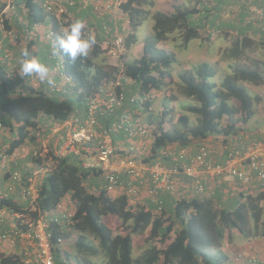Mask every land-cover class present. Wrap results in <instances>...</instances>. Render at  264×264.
<instances>
[{
    "label": "trees",
    "instance_id": "trees-1",
    "mask_svg": "<svg viewBox=\"0 0 264 264\" xmlns=\"http://www.w3.org/2000/svg\"><path fill=\"white\" fill-rule=\"evenodd\" d=\"M51 1L53 4L50 11L43 7L40 0L13 1L16 5L21 4L26 12V26L17 27L19 32H27V35L34 32L39 36L28 42L27 49L30 51L29 48L38 43L39 47L36 46L38 49L33 51L32 56L46 64L52 75L60 72L68 78L70 89L64 94L51 91L48 86L34 89L30 85V79L35 75L26 77L15 71L10 73L0 60V122L3 132L9 131L12 137L5 151L6 155H12L26 144H34L33 162L40 164L43 159H50L52 164L50 172L37 185L38 198L34 210H24L26 206L12 197H0V209L23 214L30 221L35 220L39 213L46 214L55 246L57 239L66 241L70 238V232L74 233L73 254L63 255L61 258L59 247H55V261L58 264H98L92 260L97 257H101L103 264H227L228 257L216 244V241L220 242L224 238L225 232L229 231L228 237H231V230H236L244 238H264V193L248 192L235 179L234 182L239 187L237 192L222 186L225 180L207 184L209 181L199 176L197 180L200 179L203 186L201 195L193 188L192 179L183 175L175 180V185L176 195L177 187L185 195L176 198L170 192L155 190L148 193L149 199L145 203L136 202L134 205L129 202L127 184H124V193L112 197L106 191L100 172L84 169L78 156L70 154L60 158L54 156L49 149L47 158L40 157L42 146H37L41 143L35 144L40 138L44 139L50 124L63 122L70 116L82 121L86 119L92 99L97 96L99 99L106 98L104 86L119 75L116 68L105 69L96 64L95 59L103 50L100 40H96L87 58L77 59L75 62L58 49L49 34L52 32L55 38L63 34L57 15L67 20L69 18L59 0ZM67 4L73 5L74 0H68ZM7 6L4 0H0L1 17ZM152 7L154 3L151 0H126L119 4L120 10L126 15L129 30L121 54L124 59L123 78L120 79V85L114 87V92L121 95L123 100L120 106H114L111 110L99 109L95 119L100 128H109L121 115H131L133 112L144 124H154L150 152L142 162H159L162 166L169 163L175 168L176 163L168 157H162L160 150L171 147L175 150L188 147L208 136L223 138L236 133L237 127L245 125L254 115L253 104L258 100L250 96L239 82L262 86L264 71L261 73L256 68L236 66L234 73L226 76L219 87L212 81L216 69L210 64L202 63L196 71L181 73L178 80L186 97L197 104L187 106L186 112L195 115L197 123L190 126L188 116L181 115L177 118L178 126L166 129V113L162 112L158 120H153L151 101L142 98L153 90L162 91L171 82L169 70L176 62V57L164 47L168 36L177 34L178 37H172V41L179 39L180 47L186 48L191 41L200 38L204 27L191 22V18L198 13L195 9L177 6L173 13L166 14L158 10L152 12ZM148 19L154 23L153 34L145 38L141 56L126 59L137 42L138 28ZM2 22L5 29L10 30L8 20L4 19ZM67 23L69 28L71 21ZM45 28L49 29L47 37L51 38V47L57 49L58 54L50 48V43H39ZM89 31L90 29L84 28L83 35L89 36ZM251 46V40L237 37L230 48V55L238 59ZM251 63L257 66V63ZM166 78L169 81L166 82ZM132 98L135 100L131 102ZM232 100L239 103L238 108L230 104ZM141 115H145L146 121ZM121 133L126 134L120 131L113 140ZM97 178L103 187L91 190L92 184L89 183ZM122 181L119 180V185ZM209 185L212 187L210 190ZM223 188H227L226 195ZM66 196H69L74 205L72 212L66 213L70 215L67 223H64L68 232L61 227V222L65 219L60 214L51 216ZM135 236H143L145 242L154 243L136 259L132 256V241ZM13 244L20 246V240L16 238ZM24 260L22 253L0 252V264H24Z\"/></svg>",
    "mask_w": 264,
    "mask_h": 264
},
{
    "label": "built area",
    "instance_id": "built-area-1",
    "mask_svg": "<svg viewBox=\"0 0 264 264\" xmlns=\"http://www.w3.org/2000/svg\"><path fill=\"white\" fill-rule=\"evenodd\" d=\"M40 1L43 2V7L47 11L51 10L53 4L51 0ZM109 8L110 6L107 5V9ZM248 13L250 21L252 19H264V9L260 10V7L255 5L248 6ZM262 30L264 31V28ZM101 46L111 59L119 63V66L115 65L119 69V75L117 74L114 81L104 86L103 92L106 98L99 99L97 96L92 99L86 119L82 121L80 118L70 116L63 122L53 123L55 133L62 131L60 139L55 142L53 149L51 148L54 156L60 158L70 154L78 156L84 169H95L100 172V176L105 182L106 191L109 193L119 186L120 176L126 175L130 179L127 182L129 187L127 193L130 197H137L142 189H148V192L155 190L172 192L176 189L175 175L190 177L193 181V188L199 194L203 191L200 179L197 180L199 176L205 178L206 181L217 183H220L226 177H231L248 192L264 193V143L262 142H249L239 149V147L230 145L232 143L229 144L227 140L229 136L221 137L224 145L223 158L220 163H216L211 159V147L205 139L195 141L188 147L160 150L162 157H168L176 163V167L172 169H166L159 164H141L136 157V149L133 144L120 149L119 144H115L113 141V137L120 131L126 133L125 135L129 139L145 140L152 133V129L144 124L139 116H135L133 112H131V115L124 113L109 128L98 126L95 114L99 109L111 110L114 106H120L123 100L121 95L114 92V87L119 86L120 79L123 78L121 54L124 49V38L117 35L114 39L104 41ZM56 53L58 54V51ZM7 56L8 54H5L3 58ZM146 99L147 96L142 98V100ZM134 100L132 98L131 102ZM3 130L4 128L0 122V133ZM45 150L44 145L43 151ZM119 151L124 153L118 154ZM40 156L44 157V154ZM50 166L51 160H43L41 164L36 165L33 177L26 180L19 171H14L11 174L8 190L12 191L14 187H19L20 199L27 204L23 208L24 210L29 208L32 211L35 209L38 198L36 180L39 176L40 178L37 181L46 176L50 172ZM255 182L258 184L256 190L253 191L251 188ZM2 197L7 196L2 195ZM63 213L62 219H65V221L61 222V227L68 232L69 229H66L64 223H67L70 215H66L65 210H63ZM7 215H11L15 219V223L9 230L0 233V245L3 243L13 244L17 238L20 240L21 249L24 252V264H58L55 261V247L62 246L65 241L61 238L57 239L56 246L52 242L46 214L39 213L35 220L30 221L23 214L0 209V223ZM234 263L263 264L254 259L244 260L241 255H237V260Z\"/></svg>",
    "mask_w": 264,
    "mask_h": 264
},
{
    "label": "rangeland",
    "instance_id": "rangeland-1",
    "mask_svg": "<svg viewBox=\"0 0 264 264\" xmlns=\"http://www.w3.org/2000/svg\"><path fill=\"white\" fill-rule=\"evenodd\" d=\"M4 1L7 5L10 6L6 7L5 10L2 12L3 17L0 16V60L4 63L5 68L10 73L15 71L19 75H22L20 71V62L22 59L21 52L22 50L27 49V44L30 40L34 38H39V36L38 35L36 36V33L34 32L30 33L29 35H27V32L26 33L19 32L17 25L18 26L22 25L23 27L26 26L25 9L21 4L16 5V2L15 3L13 2L16 0H4ZM151 1H153L154 3V7L151 8L152 12L158 10L166 14L172 13L174 11V8L177 6L183 8L188 7V9H192L194 8L195 5L193 0H151ZM12 4L14 5L13 8H11ZM253 5L254 4L250 3V6ZM255 6L260 7V10L264 9V7L261 8L262 6H258V5ZM236 11H238V9L227 8V10H224L222 12V17L226 16L229 18V16H232ZM200 17L201 16H199L198 13V15L196 14L191 18V21L195 23H199L198 19H200ZM219 18H221V16ZM4 19L8 20V26L10 30L5 29V26L3 25L2 22V20ZM60 19L62 26L65 28L62 30L64 33L65 31L68 30L67 27L69 24L67 22H69V20H67L66 18H60ZM152 23L153 21L151 19H148L142 24V25H146V27L144 26V28L147 29V32H151L150 35L153 34V28H151ZM248 23H250L253 27L257 28L258 32L260 31V29L264 28V23L262 22L260 23L258 22V20H254V19L250 21V16L248 17ZM48 30H49L48 28L43 29V35L42 38L39 40V43H42V45H46L47 42L50 43V48L56 52L57 49L51 47V42H50L51 38L47 37V34L49 32ZM120 30L126 32V35H128L129 33L127 24H125V27H122V29L120 28ZM120 30L118 32H120ZM259 33L262 35L261 31ZM205 34L207 35L211 34L209 35V37L215 36L213 38L215 39L217 38V41H215L210 46L209 42L205 41V38L196 41L194 40L191 41L187 49L184 50V48L180 47L181 41L179 39L176 42L172 41V37H178L177 34H170L168 36L169 39L164 43V47L170 52H173L175 54L176 62L171 66L169 70L170 81H171L170 84L167 85L162 91H154L151 94L152 99L150 100L151 101L150 109L152 112L151 118L155 121L160 118L162 112L166 113L165 115V119L167 120V123H165L166 129H171L174 126H178L177 118L181 115L188 116L190 126H193L197 123V117L193 114L186 112L187 106L190 105L197 106V104L193 99L186 97L183 90V86L178 80V76L181 73L196 71V69L202 63L210 64L216 69V72L219 71L217 77L215 79L214 78L212 79V81L218 87L220 86V83L224 80L226 76L232 75L234 73V71L231 70L228 72L225 71L224 64L227 63V61L225 60L226 56L232 58V56L230 55V48L232 47V44L229 42L230 40L227 39V36L230 35L232 36V38H236L238 36V32L236 30H232L229 32L228 29H225L222 32L210 31L209 34L207 32H205ZM136 36H137V40L139 39L140 41L138 44H136L130 49L129 54L126 56V59H136L141 55L142 44L147 36L145 37V35H143V30H140L139 38H138V30H137ZM16 38H18V40ZM253 41L256 42V40ZM36 46L39 47V44L37 43ZM36 46L29 48L31 51L30 52L31 57H34L32 56L33 51L38 49V47ZM90 51H92V49ZM5 54L6 55L8 54V56L6 58H3V55ZM42 57H40V59H43ZM112 60L114 61V59ZM252 61L257 63V66L253 65L251 63ZM263 62H264V47L263 45H261L260 42H258L255 45V48H250V50H247L243 56H241L238 59L232 58L228 63L229 65H232L234 68L236 66H241V67L245 66L248 68H256L260 70L261 73H263V70L261 69V66H264ZM104 64L105 67H108L107 61H105ZM115 65L116 63L112 62L111 65L109 64V67L111 68ZM50 75L51 73L49 72V76ZM30 81L32 83L39 82V78L34 76L30 79ZM165 81L166 82L169 81V78H166ZM239 84H241V86L245 85L244 87L246 88L247 92L250 95H253L254 93L262 95L261 97H258L257 95L258 100H256L253 104L255 113L250 118V120L244 125V128L250 130L251 132L255 130L259 132L261 135H263L264 134V99H262V97H264V86L262 85L260 87H256L248 82H239ZM62 87L63 85L60 84V89H63ZM230 104L235 108L239 107V103L235 100L230 101ZM141 118L144 121H146L145 115H141ZM153 128L154 127H151V129ZM207 138H211V136H208ZM147 150L148 147H146V149L143 150L145 151L144 153H142L143 157H146L144 155H146ZM27 162L29 163V161ZM20 170L23 173L25 171L24 168ZM210 183L211 182H209V184ZM174 197L176 196L174 195ZM21 204L23 205V202ZM73 209H74L73 204L68 203L65 212L66 211H67L66 213L72 212ZM262 219H264V217ZM258 230H260V226H258ZM228 234L229 231L225 232L224 238L220 242L216 241V244L218 249H220L224 254L226 253L229 256L228 259L230 260L228 262L230 264H233L232 262H236L237 255H241L242 259L244 260L254 259L258 263H264V238H261L260 236L244 238L240 236V234H238L236 230L230 231L231 237H228ZM75 236L76 235H74V233L70 232V238L66 240L62 246L59 247L61 252L60 253L61 258H63V255L73 254V245H74ZM152 244L154 243L145 242L143 240V236L133 237V241H132L133 258L135 259L138 258ZM249 246L252 247L254 246L253 250L248 251ZM223 249L225 251H223ZM92 260L98 264H103L101 257L92 258Z\"/></svg>",
    "mask_w": 264,
    "mask_h": 264
},
{
    "label": "crops",
    "instance_id": "crops-1",
    "mask_svg": "<svg viewBox=\"0 0 264 264\" xmlns=\"http://www.w3.org/2000/svg\"><path fill=\"white\" fill-rule=\"evenodd\" d=\"M67 1L68 0H59V2H61V7L64 8V11L67 13V18H69L71 23L74 22L77 18L82 19L84 21L85 28L90 29L89 34L91 36H94L96 38V40H100V42L104 39L106 40L107 38L114 37L116 35V33L120 30V28L122 29V27H125V24H127L126 15L123 13H120L121 11L118 8V0H74V4L70 5L71 7L68 6ZM123 1H125V0H122L121 2H123ZM193 1H194L195 5H194V8H192V9H195L196 11L198 10L199 16H201V17H200V19H198L199 23H195L193 21H191V22L195 23L196 25H203V27H204V28H202V31L200 32V38L196 39V40H200L202 38H205V41L209 42V45L211 46L215 41H217V38L216 39L213 38L215 36L209 37V35H211V34H209L210 31H214V32H220L221 31L222 32L223 30L228 29L229 32L232 30H236L238 32L237 37H240V38L245 37L249 41L251 40V45H252L251 48H255V45L258 42H260L261 45H263V47H264V35L262 33V29H260V31L262 33V35H261L259 33L260 31L258 32L257 28L253 27L250 23H248V17H249L248 6L250 5V3H252L254 5L262 6L261 8H263L264 7V0H193ZM107 5L110 6L109 9H107ZM9 6L10 5H8L7 7H9ZM13 7H14V5L12 4L11 8H13ZM227 8H235V9H238V11L234 12V14L232 16H229V18L226 16L222 17V12L224 10H227ZM198 13H197V15H198ZM220 16H221V18H219ZM56 18H57V22L60 23L61 27H63L62 23H61L60 16L57 15ZM263 21H264L263 18L258 19V22H260V23L261 22L264 23ZM153 24L154 23H152L151 28H153ZM144 26L146 27V25H141V27H139L138 38H139L140 30H143V35H145V37L150 36L151 32H147V29L144 28ZM63 29H65V28L63 27ZM148 29H150V28H148ZM205 32H207L209 35L205 34ZM227 39L230 40L229 42L232 44L235 38H232V36L228 35ZM253 40H256L257 43L254 42ZM139 41L140 40L138 39L136 44H138ZM187 47L184 48V50H186ZM244 51L246 52L247 50H244ZM225 60L227 61V63L224 64V66H225L224 70L227 72L230 70L234 71V67L232 65H229V63H228L231 60V58L229 56H226ZM105 61L108 62V67H105V64H104ZM95 62L97 65L100 64L99 66H102L105 69H109L110 68L109 64L111 65V63L114 61L111 58H109L105 52L101 51L99 56L95 59ZM261 69L264 71V66H261ZM258 71H260V70H258ZM218 73H219V71L216 72L214 79L217 77ZM56 76H58V74L57 75L55 74V76H54V75H52V73L49 76V78L54 82L51 85L48 84L46 81L41 82L40 80H39V82L34 81L35 82L34 84L38 89H40V87H42V86H45V87L48 86L47 88L50 90L57 85V77ZM221 83H220V85H221ZM61 84L63 85L62 88H64L63 89L64 93L66 92V90L70 89V86H68L69 83L68 84L61 83ZM31 87L36 89L33 84L31 85ZM256 87H260V86H256ZM56 90H58V89L56 88ZM130 91L131 90H128V92H130ZM257 95H258V97L262 96V95L256 94V93H254L253 95H250V96L258 98ZM262 99H264V97H262ZM47 128H48V126H47ZM47 132L48 133L44 136V139L40 138V140H38V143L35 144V145H38L39 143H41V145L39 144L37 146L38 148L42 146V153L40 155L44 154V152L47 151V148L53 149L55 142L57 140H59L61 135H62V131L55 133L54 129H53V125H51V124H50V129H48ZM11 140H12V137H11V134L9 131L3 132L0 135V197L2 195L7 196V197H12L15 200H17L18 203L23 202L24 206H26L27 204L20 199V196H19L20 191H19L18 186L14 187L12 191H10L8 189H9V185L11 182V180H10L11 174L15 170H17V171L19 170L22 173V177L25 180L33 177L34 171L36 170V168H35L36 165L32 160V156L34 154L33 149H35V148L33 146L34 144H26L25 146L19 148L12 155H6L4 153H5L6 149L8 148V145H9ZM115 140H117L120 143H124V142H126V137L124 134L121 133V134H119V136ZM205 140H207V142L210 141L209 143H210V147H211V155H210L211 159L216 163H220L222 161V158H223L222 150H223V145H224L222 142L221 136L220 137L211 136V138H206ZM227 140L229 141V144L232 143L230 145H234L236 147H239V149H241L245 144H247L249 142H259V141L264 142V134L261 135L259 132L255 131V130H253L251 132L250 130L245 129L244 125H239L237 127L236 133L231 134L227 138ZM43 144L46 147L45 151H43V146H44ZM150 144H151V139H147L144 141L136 142V147L138 149L140 148V149L144 150V149H146V147H148V145L150 147ZM171 149H172V147H171ZM169 160L172 161L171 159H169ZM27 161H29V163ZM165 165H164V168L172 169V165H170L169 163H166ZM23 168L25 170L24 173L20 170ZM39 178H40V176L37 178V180ZM121 178H122L121 180H123L122 184H121V186H118L116 188L114 193L111 195L112 197H117V196H120L122 193H124V187H125L124 184L127 183V178L124 176H121ZM176 178H178V177H176ZM37 180H36V183L38 185V183L40 181H37ZM223 180H225V181H223L222 186H224V187L227 186V188L232 189L234 192H237L239 187L234 182V179H232L231 177H226ZM189 181H190V179H189ZM209 182L207 184H209ZM89 184H92L91 190H97V189L103 187L99 178H97L93 181H90ZM207 184H205V185H207ZM257 184L258 183L255 182V184L252 186L251 189L253 191L256 190ZM208 188H209V190L212 189L211 185H209ZM227 188H223L224 195L227 194V191H226ZM140 193H141V191H140ZM208 193L212 194L213 191H208ZM207 196H210V195H207ZM146 199H149V195L147 192H144L143 194H141V196L137 202L145 203L147 201ZM152 199H153V197H152ZM131 200H133V198H131L129 200V202L131 204L136 203L134 200L133 201H131ZM68 203H71V201H70L69 196H66L62 200L58 209L55 210L51 216L57 215L56 213H59L62 216L63 210H66V206ZM14 223H15V219L11 215H7L5 217V219L3 220V222L0 223V233L9 230ZM253 248H254V246L253 247L249 246L248 251L253 250ZM223 251H225V250L223 249ZM0 252L11 253V254L12 253H17V254H20V253L23 254L24 253L23 250L21 249V245L15 246L14 244H10V243L1 244L0 245ZM226 256L229 258V256L227 254H226Z\"/></svg>",
    "mask_w": 264,
    "mask_h": 264
},
{
    "label": "clouds",
    "instance_id": "clouds-1",
    "mask_svg": "<svg viewBox=\"0 0 264 264\" xmlns=\"http://www.w3.org/2000/svg\"><path fill=\"white\" fill-rule=\"evenodd\" d=\"M120 1H122V0H120ZM126 1V0H125ZM124 2V1H123ZM118 3H119V1H118ZM120 3H122V2H120ZM119 3V4H120ZM118 8H119V6H118ZM119 10H120V8H119ZM121 11V10H120ZM121 13H123L122 11H121ZM124 14V13H123ZM84 28H85V24H84V21L82 20V19H79V18H77L74 22H72L71 24H70V26H69V29L67 30V31H65L62 35H59V36H57L56 37V40H55V37H53V34L51 35V34H49V36L52 38V40L54 39L55 40V44H56V46L58 47V49L64 54V55H66L71 61H73V62H75L77 59H84V58H87L88 57V55H89V51L95 46V44H96V39H95V37L94 36H91V35H89V36H87V35H83V30H84ZM86 33V32H85ZM117 35H120V36H123V38L125 39V37H126V32H124V31H121L120 30V32H117L116 33V35L114 36V37H112V38H107L106 40H111V39H114ZM87 37V38H85V37ZM105 39L104 40H102L101 42H100V45H102V43L104 42V41H106ZM137 43V42H136ZM144 43V42H143ZM142 46H143V44H142ZM102 47V46H101ZM103 49V48H102ZM102 52H105L106 53V51L103 49L102 50ZM142 53V52H141ZM107 54V53H106ZM141 56V55H140ZM21 57H22V59H21V62H20V71H21V73L24 75V76H26V77H31V76H33V75H35L36 77H38L39 78V80L41 81V82H47L48 84H52V83H54L50 78H49V68L47 67V65L46 64H44V63H42L39 59H37V58H34V57H31V54H30V51L28 50V49H24V50H22V52H21ZM109 57V56H108ZM110 58V57H109ZM122 59V58H121ZM115 62V61H114ZM116 63V62H115ZM122 63H124V59H122ZM117 65L119 64V63H116ZM119 66V65H118ZM112 68H116V69H118V67L117 66H113ZM57 70V69H56ZM119 70V69H118ZM58 74V76H56L57 77V85L55 86V87H53L52 89H50L51 91H54V92H61V93H63L64 94V92H63V89H60V84L61 83H65V84H68V86H71V83H70V80L68 79V78H66V77H64L60 72H56V75ZM113 80H111V82H112ZM110 82V83H111ZM34 85V87L36 88V89H38L36 86H35V84L34 83H32L31 81H30V85ZM33 88V87H32ZM56 88L58 89V90H56ZM154 92V90L153 91H151L150 93H148L147 95H145V96H147V99L150 101L151 99H152V96H151V94ZM150 128L151 127H153L152 125H150L149 126ZM153 132H154V128L152 129V133L150 134V136L147 138V139H151V141H152V135H153ZM125 137H126V142H124V143H120V142H118L117 140H113L114 141V143L115 144H119L118 146L120 147V149L121 148H126V147H128V146H130L131 144H133L134 145V147H135V149H136V157H137V159L141 162V164H144V165H153V164H149V163H145V162H142L143 161V159H145V158H147L148 157V154H149V152H150V147H149V145H148V152L146 153V155H144V156H146V157H143L142 156V153H144L145 151H143V149H138L137 147H136V142H138V141H144V140H138V139H129L126 135H125ZM207 138V137H206ZM205 138V139H206ZM147 139H145V140H147ZM203 140V139H202ZM210 144V143H209ZM150 146H151V144H150ZM48 148H47V152L46 153H44V157H46L47 158V153H48ZM124 152L123 151H119V153L118 154H123ZM5 154V153H4ZM41 157V156H40ZM44 160V159H43ZM46 161L47 160H49L50 161V159H45ZM43 162V161H42ZM41 164V163H40ZM51 164H52V161H51ZM154 164H159V162H157V163H154ZM35 165H39V164H35ZM159 165H161V164H159ZM162 166V165H161ZM162 167H164V166H162ZM121 176H123V175H121ZM121 176H120V178H119V180H121L122 178H121ZM183 175H175L174 176V180H178L180 177H182ZM176 177H178V178H176ZM127 178V182H129V178L128 177H126ZM176 178V179H175ZM176 180V181H177ZM122 184V183H121ZM121 184L119 185V186H121ZM127 184V183H126ZM178 188V195H176V190L177 189H175L174 191H172V192H170L171 194H172V196H176V198L178 197H181V195H185V192H181L180 190V188L179 187H177ZM116 190V189H115ZM114 190V191H115ZM114 191L113 192H110L109 194L110 195H112L113 193H114ZM144 192H147V193H149L148 192V189H142L141 190V193L137 196V197H130L129 196V200L131 199V198H133V200L135 201V202H137L138 201V199L140 198V196H141V194H143ZM22 203V202H21ZM136 204V203H135ZM134 204V205H135ZM27 206V205H26ZM65 241V240H64ZM229 263V262H228ZM227 263V264H228ZM233 264H235L234 262H232Z\"/></svg>",
    "mask_w": 264,
    "mask_h": 264
}]
</instances>
